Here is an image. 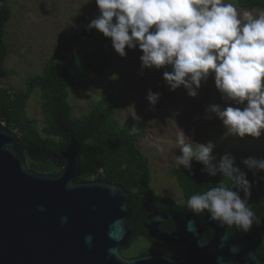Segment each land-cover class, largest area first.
Segmentation results:
<instances>
[{
	"label": "clouds",
	"instance_id": "clouds-1",
	"mask_svg": "<svg viewBox=\"0 0 264 264\" xmlns=\"http://www.w3.org/2000/svg\"><path fill=\"white\" fill-rule=\"evenodd\" d=\"M95 3L100 15L88 29L109 38L121 58L127 55L126 49L138 47L142 70L170 68L163 72L167 87L173 92L183 87L190 98H196L202 83L212 76L221 99L229 106L210 104L204 118L218 119L226 129L225 136L259 138L264 133V11L254 16L246 10L241 18L236 5L226 0ZM159 98L160 93L148 91L151 110ZM178 143L182 154L175 158L177 166L190 171L195 160L207 175L219 174L230 184L221 182L192 195L186 206L193 214L208 213L220 227L235 226L245 233L260 223L248 203L251 185L247 174L236 166L233 155L226 153L216 162L212 141L196 143L181 129ZM241 163L253 175L264 172V158L248 157ZM40 210H44L42 206ZM61 223H67L66 216L61 217ZM163 258L171 259L167 252Z\"/></svg>",
	"mask_w": 264,
	"mask_h": 264
},
{
	"label": "water",
	"instance_id": "water-1",
	"mask_svg": "<svg viewBox=\"0 0 264 264\" xmlns=\"http://www.w3.org/2000/svg\"><path fill=\"white\" fill-rule=\"evenodd\" d=\"M18 141V134L0 123V264H229L233 259L238 264H264L255 252L261 244L256 230L248 236L231 234L230 226L220 227L208 213L202 215L214 234L207 242L189 216L155 212L150 217L149 237L186 247L182 259L165 260L163 254L134 258L140 243L123 255L133 239L128 227L130 193L114 182H75L82 172V147L75 138L61 154L66 165L57 175L30 169ZM152 187L158 195L187 203L172 174L152 178ZM64 216L67 223H61ZM170 219L175 230L161 232L160 225Z\"/></svg>",
	"mask_w": 264,
	"mask_h": 264
},
{
	"label": "trees",
	"instance_id": "trees-1",
	"mask_svg": "<svg viewBox=\"0 0 264 264\" xmlns=\"http://www.w3.org/2000/svg\"><path fill=\"white\" fill-rule=\"evenodd\" d=\"M228 1L243 10L264 11V0ZM11 18L10 9L2 6L0 79L9 76L4 68L8 57L5 28ZM82 39L95 41L98 48L92 54L74 57L67 65H62L60 61L63 56ZM115 54L111 40L94 29L73 34L58 46L54 55L45 63L41 75L28 78L26 91L18 92L0 86V123L18 134V149L23 152L28 167L41 174L57 175L62 172L66 162L62 160L61 154L70 145L71 139L75 138L82 147V172L75 182H114L128 191L129 206L133 214L128 221V227L133 233V240H136L143 234L141 221L144 204L148 207L163 206L162 204L179 206L176 201L158 195L152 187L151 160L138 146L139 142L148 137V133L132 124L120 125L117 119V98L112 92L106 93L87 115L80 118L74 117L70 102L69 89L77 86L78 79L88 75L104 77L115 61ZM37 90L41 93V107L46 122L42 128L27 113L28 103ZM240 169L246 172V178L251 185L248 203L253 204L257 220L260 221L255 225H259L264 232V224L261 223L264 222V207L261 203L264 197V172L253 175L246 168ZM173 174L186 201L192 195L202 193L221 182L224 186H230L226 178L219 174L215 177L207 175L203 171V165L196 161L192 162L190 171L178 166L173 169ZM128 249L130 247L122 249V254L125 255ZM147 252L146 248H141L134 256ZM259 254L264 260V247L259 250Z\"/></svg>",
	"mask_w": 264,
	"mask_h": 264
},
{
	"label": "rangeland",
	"instance_id": "rangeland-1",
	"mask_svg": "<svg viewBox=\"0 0 264 264\" xmlns=\"http://www.w3.org/2000/svg\"><path fill=\"white\" fill-rule=\"evenodd\" d=\"M2 6L10 9L12 18L5 28L8 57L4 68L9 76L0 79V86L18 92L26 91L28 78L42 74L45 63L64 40L88 29L89 23L100 15L95 0H0ZM237 9L242 18L246 10ZM260 12L252 11L254 16ZM97 48L95 41L82 39L60 62L67 65L74 57L92 54ZM126 53L123 58L115 54V61L104 77L79 78L77 86L69 89L70 102L74 117L80 118L106 93L112 92L117 98L120 125L132 124L148 133L138 146L151 160L152 178L174 175L173 169L178 167L175 158L182 154L178 143L180 129L196 143L212 141L216 145L212 153L216 162L228 153L236 158L237 167L245 168L243 159L264 158V133L259 138L225 136L226 129L218 119L204 118L210 104L229 106L221 99L212 76L202 83L198 96L190 98L183 87L174 92L169 90L163 72L170 68L142 70L139 48L126 49ZM149 90L160 93L154 110L146 99ZM41 104V93L37 90L28 103L27 113L42 128L46 122Z\"/></svg>",
	"mask_w": 264,
	"mask_h": 264
},
{
	"label": "flooded vegetation",
	"instance_id": "flooded-vegetation-1",
	"mask_svg": "<svg viewBox=\"0 0 264 264\" xmlns=\"http://www.w3.org/2000/svg\"><path fill=\"white\" fill-rule=\"evenodd\" d=\"M240 195H241V198L243 199V193L242 192L240 193ZM160 196H162V195H160ZM166 198L176 201L174 198H171V197H166ZM177 203L179 204V206L172 205V204L171 205L170 204H166V205L162 204L163 206L158 205V207H154V205H153V206L148 207V206H145V204L143 205V207H142V221H141L142 225H143L142 226L143 234L140 238H138L136 240L132 239V241L128 247H130L131 245H134L136 243H140L143 245L142 248H146L148 252L145 254H140V255L134 256V258L140 257V256H147V255L149 256V255H153V254H163V253L167 252L168 254H170V257L179 260V259L184 258L187 255V248L184 246L165 245V244L159 243V242H157L154 239H151L149 237L148 231L146 229V225L149 223L150 217L155 212L160 213L162 215H168L170 213H174L178 216H189V217H191L192 221L197 222L198 226L202 229L201 239L203 242H207L212 238L214 232H213V230H211L210 228H208L206 226L205 217L202 214L201 215L193 214L187 208V206H186L187 203H179V202H177ZM261 203H262V206L264 207V197L261 200ZM249 205L252 207V209L254 208V206L251 202H249ZM151 209H152V211H150ZM254 213H255V211H254ZM255 217L257 219L256 213H255ZM261 223H262V225L264 224L263 221H261ZM175 227H176V224H175V221L173 219L164 220L163 223L160 225V231L168 234V233H171L172 231H174ZM262 227L264 228V225ZM255 230H256L257 234L259 235V237L261 238V244L259 245V247L255 251L256 254H258L260 256L259 250L262 247H264V232H262V229L260 228L259 225L256 226L255 224H253L251 230L246 232V233L243 231H240L235 226H230L229 233H231V234L242 233L243 236H248V235H251L252 233H254ZM153 248H154V251H153ZM176 252H178V254H176ZM131 258H133V257H131ZM229 264H238V262L236 259H233L230 261Z\"/></svg>",
	"mask_w": 264,
	"mask_h": 264
}]
</instances>
